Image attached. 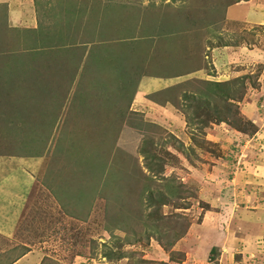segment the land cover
<instances>
[{
    "label": "rangeland",
    "instance_id": "374dc122",
    "mask_svg": "<svg viewBox=\"0 0 264 264\" xmlns=\"http://www.w3.org/2000/svg\"><path fill=\"white\" fill-rule=\"evenodd\" d=\"M234 1L32 0L34 26L25 27L29 22H20L25 26L5 31L7 37L17 40L12 47L1 49H5V56L0 54L4 59L0 64V139L7 142L0 146L5 151H0L11 154L0 156L17 160L28 157L21 154L31 145L11 143L24 139L32 144L50 135L17 227L9 236L0 234V264L12 262L27 249L43 255L41 264H264V24L258 29L223 22L224 9ZM108 3L114 11L103 8ZM258 3L261 0L253 1L255 6ZM71 5L82 10L81 31L85 37L95 35L99 40L94 41L96 47L104 45L112 50L123 43L124 49L118 52L129 60L130 47H135L132 56L136 53L140 58L146 51L147 58L126 67L124 55L115 60L106 48L100 53L98 48L91 50L92 43L85 44L81 54L61 56L57 62L51 57L53 61L40 58L41 52L50 56L52 50L41 51L34 33L25 37L23 29L42 27L53 36L65 24ZM182 5L186 11L201 7L199 19L206 18L207 26L199 30L201 22L196 26L186 23L177 39L170 33L160 35L179 30L177 13H187ZM95 17L101 19L94 21L101 22L96 26L91 24ZM0 22L6 30L1 6ZM101 27L104 32L99 31ZM131 28L136 32L133 36L122 33ZM76 30L70 31L73 41L81 34ZM257 34L263 39L255 38ZM224 43L236 46L229 53L232 62L213 65L210 49ZM23 46L31 50H23ZM239 47H245L243 51L251 49L252 54L247 52L237 61L234 58ZM183 51L201 61L194 69L200 79H231L235 87L242 83V96L232 95L228 109L219 114L213 115L205 107L197 120L189 121L190 112L171 103V120L154 116L153 108L137 104L134 97L142 85L141 75L162 77L167 59L181 60ZM158 55L165 62H155ZM15 56L22 60L9 69L6 63L13 62ZM98 60L103 75L101 81L98 78L92 82ZM139 70L142 72L138 76ZM100 82L109 87L105 89L109 101L104 96L106 91L102 101L88 98L99 89ZM168 87L160 94L145 96L154 103L169 96L178 101V106L187 103L177 87L176 92ZM109 102L115 104L117 112L109 117L112 122L106 115ZM220 117L224 121H219ZM98 124L112 128L102 135L97 131ZM6 125V129H12L5 130ZM93 130V142L100 147L88 150L86 161L77 143L86 146ZM54 143L60 146L55 150L59 158L63 155L67 161L61 160L62 164L72 162L76 171L68 167L64 175L58 171L65 166L54 161ZM109 150L113 157L104 162ZM158 156L163 157L164 175L158 170L161 162L154 158ZM52 158L51 165L48 162ZM85 162L83 168L76 164ZM211 164L215 165L212 170L208 167ZM52 169L57 170L53 173ZM152 211L157 216L153 212V217H148ZM25 243L27 248L22 246ZM210 247H214L211 253ZM118 254L121 257L117 258Z\"/></svg>",
    "mask_w": 264,
    "mask_h": 264
},
{
    "label": "trees",
    "instance_id": "16d2710c",
    "mask_svg": "<svg viewBox=\"0 0 264 264\" xmlns=\"http://www.w3.org/2000/svg\"><path fill=\"white\" fill-rule=\"evenodd\" d=\"M236 1H238V0H235L234 2H236ZM103 6L102 7L104 9H109L110 10L112 8V11L115 10L114 6L109 4V3L107 5H103ZM70 7H71V9H68L70 11H68L67 20H65V24L62 25V29H64V30L62 31V29H61V30L57 31L56 33H54L55 32L54 31L53 32V36H50L49 32L45 31L42 27L38 28L37 30H36L37 27L34 28V29H23V31H24L23 35L25 37H27V35L29 33H34V35L38 39L37 42L40 44L39 47H42L41 51L48 50V52H49L50 50H52V51H50V53H52V55L50 54V56H46L45 54H43V52H41V54L43 56L39 55V57L45 59L46 61H49V59L51 57L53 60H55V62H57L58 60L59 61L62 60L60 58L61 56L66 57V56H68V55L70 56L72 54L75 55V54H77L76 52H79L78 54H81L83 52L84 48H85L84 47L85 44L92 43L93 46L91 45V50L94 49V48H98V52L100 53V52H102L104 50V48H106V50L113 52L112 57H114L115 60H120L121 59L120 55H124V54H123V52L119 53L118 50L124 49V47L122 45L123 43L122 44L118 43L117 44L118 47L115 46V48L112 49V50L110 49L111 47H105L104 45H100V46L98 45V47H96V45H95L96 43H94V41H98L99 42V40L95 39L96 38L95 35H91V36L88 37L87 36L88 34H86L87 37H85L84 33L81 31V29H83L82 27H84L83 26V22H82V25L81 24L79 25L80 13H82V10L81 9H77L73 5H71ZM75 8L77 10H75ZM181 8H183V5H182ZM76 11L79 14L76 13ZM200 11H201V7H197V10L189 8L188 11H186V9L184 10V8H183V12H185V13L187 12L186 15L184 13H182V14L181 13L180 14L177 13L178 17H176V18L181 20L179 22L176 21V24H177L179 30L178 29H173L171 32H160V35L161 34L170 33V37H174V38L177 39L178 37H180V35H181L180 33L183 32V30H184L183 26H184V24L186 25V23L188 25H190V26H196V24H199L201 22L203 25L202 26H198V28H199V30H200V27H202V29H203V26L206 25V24L204 25V22H205L206 18H203V19L201 18V20L199 19ZM183 16H185V17H183ZM191 17L194 20L196 18V21H194V22L190 21L189 22ZM98 19L99 18H97V17L91 19V22H92L91 24H93L94 26H96L97 24H100L101 22H94V21H98ZM99 20H101V19H99ZM105 22L107 23L108 21H105ZM125 26L126 27L123 30H125L129 26V24H127ZM102 27H101V29L99 31L104 32L103 31L104 28H102ZM171 27H174V23H172ZM5 28H6V30L4 29V26L2 27L1 24H0V32H1L0 33V54L1 55L3 54L4 56H5V54H4L5 49L4 50H1V49L6 48V46H11L12 47V45L16 44V40H17V39H14L13 36L12 37H7V34L5 33V31L7 32L9 30H14L15 27H10V26H7V24H5ZM76 29L78 31H81V34H80L79 38L76 41H73V39H72L73 37L71 36L70 31L73 30L75 32ZM141 29L144 30V28H141ZM185 30H187V28H185ZM187 31L189 32L190 30H187ZM187 31H185V32H187ZM122 33H125L124 35L129 34V35L133 36V34L136 33V32L131 28V29H128L126 32H122ZM38 36H44L45 40L41 39L42 37L39 38ZM187 40L190 41V39H187ZM120 42H122V41H120ZM51 43L55 47L54 50L52 49ZM30 48H31L30 46H29V48L27 46H23L22 47L23 50L24 49L25 50H31ZM34 48L38 49V46H36ZM8 49L12 50L13 48L12 49L8 48ZM193 49H195V46L191 48V50H193ZM113 50H115V51H113ZM191 50H189V51H191ZM39 51H40V49L38 50V52ZM189 51H183L184 54H183V57L181 58V60L178 58V59H176V61L175 60L172 61V59L168 58L167 59L168 60L167 64L163 66L162 70L164 72L162 73L161 76L162 77H176V76H182V75H185V74H188V73L192 72L196 68V66H198L200 64L201 61H199V63H198V61H196L197 59H196L195 55L189 56L190 55ZM6 52H10V51H6ZM12 52H13V50L11 51V53ZM134 52H135V47H130V57H131V58L129 57L130 60L128 59V56L124 55L125 56L124 60L126 62V67H130V66L133 67L134 66L133 63H135L136 61L138 62V60H140V58H142V57H143V59L147 58V55L145 54L146 51L142 54V56L140 58H138V55L136 53L132 56V54ZM160 55L154 56L153 60L155 62H161V61L165 62V58L160 56ZM0 57H1L0 58V64H4L3 63L4 59H2V56H0ZM189 57H191L190 60H189ZM52 59H50V61ZM21 60H22V57L15 56L13 62H10L9 64L6 63V67L10 66L9 69H11V68L13 69V68H15V65H17V62L20 63ZM40 63H43V62H40ZM87 66L89 68V61L87 63ZM102 69H103L102 62H101V60H98V68L92 70V72H93V79H91L92 82L97 80L98 78L100 80L101 75H103V73H101ZM95 71H96V73H95ZM141 72L142 71L139 70L137 75L139 76V74H141ZM31 74H32V72H31ZM26 75H27V72H26ZM47 76H50V75H47ZM233 81L234 80H231V79L224 80V81H213V80L198 79V78H193V77L192 78H187V79H184V80H182L180 82L175 83L174 85H172V87L169 86L168 88H166L167 90L172 89L170 92H172V91L176 92V87H177V90H179L181 92V95H180V92H179V95L181 96V98L187 101L186 104H183V105L180 104L178 106V104H177L178 101L172 99V96L165 97V99H161V101H159V102H166L167 101V102L171 103L173 106H175V107L177 106V107H179L181 110H183L185 112L189 111L190 113L187 114L188 121H189V119L190 120H192V119L197 120V114H201L203 112V110H204L203 108H205V107L208 110H210L211 114H213V115L219 114V113L222 112V109L226 110V107L228 109L229 100H230L232 95L235 96V95L238 94L241 97L242 94L244 93V86L241 85L242 83L235 87V84H234ZM105 87L103 85V82H100L99 89L93 95L88 94V98L102 101L101 99L103 97V93L106 91L107 93H104V96H106L107 100L109 101V99H108L109 98L108 90H105V89H108L109 87H107V86H105ZM163 91L164 90H159V91H156L155 93H157V94L159 93L160 94ZM0 92H1V90H0ZM131 95H132V92L129 93L128 97L130 98ZM150 95L151 94H149L148 96L150 97ZM202 96H203V98H205L204 100H203ZM120 97H121V95L118 96V97L112 98V99L116 100V99H119ZM222 103H223V105H221ZM111 104L113 105L114 108H111ZM20 107L21 108L19 109V111L23 110V106H20ZM108 107H109V111L107 112L106 115H107V119L109 120L110 119L109 117L110 116H112V117L116 116L117 112L115 111L116 110L115 104L109 102ZM119 118L121 120L120 122H122L123 121L122 115H120ZM220 118H221V120H219V121H224V119L222 117H220ZM117 120H118V117H117ZM109 121L112 122V120H109ZM2 124H4V123H2ZM102 125L103 124H98L96 126L97 131L100 134H102V135H104V133H105V131L107 129H111L112 128V127L110 128L107 125H105V127H103ZM6 128H7V125H6L5 126V130L10 129L11 126L8 129H6ZM13 129H15V128H13ZM103 129H104V131H103ZM86 131H87V129H86ZM110 135H111V133H108V136H110ZM48 136L41 138L40 141H34V143H32V144H28L29 141L27 142V140H24V139H15L14 143H11V145L12 144L14 146H15V144L16 145H22V146H24L25 144L27 146L31 145V147H28L29 149L26 150L25 153L21 152L22 153L21 155L25 154V156H28V157H33V156L39 157L43 153V148H44L46 142L48 143V141H49V140L47 141ZM94 138H95V132L93 130L92 132H89V135L87 137V145L86 146L84 144L80 143V142L77 143L78 149H80L79 150L80 151V155L85 156L86 157V161H87V157L89 155L87 153V151L88 150L89 151L92 150V148H94V147L96 148V150H98L99 147H100L99 146L100 144H97L96 142H93ZM101 138H103V137H100V139ZM100 139H99V142H102L103 139H101V140ZM6 142H7L6 140L0 139V146H4ZM57 147H60V146L57 143H54V147L52 148L53 152H51V154L52 155H57V158L54 161H58V163L61 162V164H59V165L65 166L62 169H58V171L60 170V173H61V171H63L64 172V173H62L63 175L69 172V170L64 169L66 167H68L70 170H72V168H74V171H76L77 167H73V165H71L72 162H71L70 165H67V163H66L67 161H66V159H64L65 157L63 155H61V159L59 158L58 153L55 151ZM0 148L5 151L4 148H2V147H0ZM30 152H32V153H30ZM5 154H11V153H6V152H3V151H0V155H5ZM97 156H98L97 159L102 161V159H100L101 156L100 155H97ZM112 157L113 156L111 155L110 150H109L108 151V156L105 158L106 160L104 159V162H106L108 159H112ZM114 157H118L117 160L119 159V156H117V155H115ZM53 158L50 160V162H48L49 164L54 163L52 161ZM154 158L156 159L155 161H160L161 162L160 163L161 166H160V168H158V170L160 171V173H163L164 172V169H163L164 168L163 157L162 156H158V157H154ZM61 160L66 161V162L64 164H62ZM109 162H110V160H109ZM76 164H78L80 168L81 167L83 168V165L87 166L86 162H85V164H81V163H76ZM56 170L57 169H54V170L52 169L51 171L53 173H55ZM163 175H164V173H163ZM183 183H181V184H183ZM149 205H151V204H149ZM153 212L154 211H152L148 217H153ZM154 213H155V216H157L156 212H154ZM213 250H214V247H210V249H209L210 253ZM119 257H121L120 254H118L117 258H119ZM141 262H143V261H141Z\"/></svg>",
    "mask_w": 264,
    "mask_h": 264
},
{
    "label": "crops",
    "instance_id": "0c3cea01",
    "mask_svg": "<svg viewBox=\"0 0 264 264\" xmlns=\"http://www.w3.org/2000/svg\"><path fill=\"white\" fill-rule=\"evenodd\" d=\"M255 0H245L234 2L231 5L226 6L224 9V19L223 22L226 23H240L245 24L246 26H257L258 29L264 24V0H261V3H258L257 6L253 4ZM0 6L4 8L6 24L10 27H23L24 24L29 22V26H34V8L32 0H0ZM31 12V14H30ZM262 31V30H261ZM255 38H260L261 36L257 34ZM262 38V37H261ZM263 39V38H262ZM236 46L223 44L221 46H214L211 48V58L213 60V65L220 67L222 64H228L232 60L231 55L229 54ZM243 49L245 47H242ZM239 47V54L236 58L240 60L244 58L247 52L252 54L251 49L243 51ZM241 50V51H240ZM264 53V51H262ZM233 53H236L234 51ZM243 56V57H241ZM250 57V56H248ZM232 62V61H231ZM237 64V62H236ZM238 66V64L236 65ZM199 71H193L188 74L176 77H154V76H141L140 81L142 85L138 86L136 90V96L134 101H139L137 104H142L153 108L155 114L154 116L165 118L171 120L173 112L170 109L171 104L169 102H151L148 100V96L145 95L151 94L153 92L159 91L166 86L175 84V82H180L187 78H202ZM205 76V75H204ZM175 80L174 82L167 85L170 80ZM207 80V77H206ZM218 80V79H213ZM140 82V83H141ZM164 84V85H163ZM169 84V83H168ZM148 85V86H146ZM146 87L150 88L149 91ZM138 94V95H137ZM142 100V101H141ZM262 104V103H259ZM133 106V104H132ZM153 113V112H152ZM164 119V120H165ZM40 157H20L19 160L16 158L8 156H0V234L2 235H11L14 229L17 227L18 219L21 216L24 206H26L28 201V196L30 195L31 190L35 186L36 182V172H39ZM203 166V164H202ZM215 165H209L212 170ZM212 167V168H211ZM14 214L11 216L10 213ZM22 246L27 248V244ZM34 256V258H33ZM43 255L34 251V249H27L22 253L18 258L14 259L12 262L7 264H41V258ZM27 257L33 258V260H28ZM76 258V257H75ZM38 260V261H37ZM74 262L70 263L73 264ZM123 261H119L112 264H123ZM61 264V263H58ZM77 264V263H75ZM96 264H103L98 262Z\"/></svg>",
    "mask_w": 264,
    "mask_h": 264
}]
</instances>
